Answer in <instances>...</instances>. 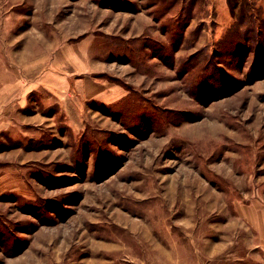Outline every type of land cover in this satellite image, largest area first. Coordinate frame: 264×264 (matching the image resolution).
<instances>
[{"label": "rangeland", "instance_id": "374dc122", "mask_svg": "<svg viewBox=\"0 0 264 264\" xmlns=\"http://www.w3.org/2000/svg\"><path fill=\"white\" fill-rule=\"evenodd\" d=\"M0 264H264V0H0Z\"/></svg>", "mask_w": 264, "mask_h": 264}]
</instances>
